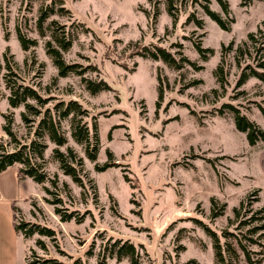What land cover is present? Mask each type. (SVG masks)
<instances>
[{
  "label": "rangeland",
  "instance_id": "1",
  "mask_svg": "<svg viewBox=\"0 0 264 264\" xmlns=\"http://www.w3.org/2000/svg\"><path fill=\"white\" fill-rule=\"evenodd\" d=\"M226 1L228 13L218 0H0V149L31 138L45 144L35 159L47 178L22 177L27 188L14 208L15 221L54 230L53 236L30 237L19 231L18 264L45 258H56L54 264H132L129 255L117 254L126 242L138 264H214L210 230L230 264H250L240 239L254 264H264V258L256 262L264 255V238L251 241L262 230L246 236V228L262 222L254 214L264 205V140L249 144L234 109L264 128L258 106L264 105V80L250 76L238 83L246 65L264 61V0ZM52 7L42 34L38 15ZM18 25L35 45L23 49ZM54 26L71 36L62 58L77 71L61 75L47 53L48 40L57 46ZM195 42L211 51H200ZM142 44L158 55L135 53ZM10 71L12 80L50 96L45 105L28 99L42 111L57 101L63 107L69 100L79 103V111L60 120L65 143L35 135L42 112L26 111L25 121L24 104L10 105L4 76ZM87 80L108 87L92 92ZM74 121L84 142L71 134ZM7 123L17 141L5 131ZM55 147L81 157V184L61 168ZM229 245L235 254L226 251Z\"/></svg>",
  "mask_w": 264,
  "mask_h": 264
},
{
  "label": "trees",
  "instance_id": "2",
  "mask_svg": "<svg viewBox=\"0 0 264 264\" xmlns=\"http://www.w3.org/2000/svg\"><path fill=\"white\" fill-rule=\"evenodd\" d=\"M220 4L222 5L225 13L229 12V5L226 0H218ZM173 4L170 3L169 10L172 9ZM205 11L208 15H210L213 19H215L221 27L224 29H228L229 25L227 24L226 20L221 16V14L213 9H211L207 4H203ZM59 10H65L63 6H59ZM55 11L54 7L48 8L47 10H42L40 15H38L37 18V26L40 29L41 33L44 34L43 29V21ZM67 11V9L65 10ZM198 23H200V19H197ZM201 24V23H200ZM17 36L21 42V45L23 49H28L30 46L35 45L37 40L35 38H31L26 35L23 28L20 27V25L17 26ZM52 37L57 43V46H53L51 41L48 40L46 42V50L49 55L53 58V62L56 64V66L59 68V73L61 75H66L69 71H77L75 69L74 64H67L62 58V50H65L70 47L71 45V36H66L62 30H60L58 27L54 26L52 27ZM248 37H253V33L249 32ZM196 47L200 51H211L210 48H203L199 42H195ZM158 53H162L166 58L170 59L169 62L173 61V59L170 57V54L168 51L164 49L161 45H157ZM264 48V45H262ZM239 50L241 48L239 47ZM135 53L139 54H150L152 56H157V51L151 49L149 46L141 45L139 48H135ZM5 60H6V69H9L10 66H12L10 57L5 54ZM178 67V66H177ZM8 71V70H7ZM218 71L222 72L220 75V80H224V72L219 65ZM6 72L5 76V83L6 86L9 88L10 93L8 95V100L10 105L12 106H18L19 104H24L25 110L21 111V116L23 120L28 121L29 118L26 114V111H28L31 114L40 115L42 112V115L38 118L36 128L34 130V133L37 137H41L45 133L49 136V138L54 141L56 144H63L66 142V136L64 132L61 129V123L60 120L67 117L71 112L76 113L79 108V103L76 100H69L66 101L67 104L63 107L62 101H57L54 103V105L50 108L48 106L45 107V109L42 111L40 108L36 107L34 104H31L28 102V99H34L36 103L40 105H45L49 99L50 96L43 95L38 89L33 87L29 84H24L22 82H16L15 80H12ZM12 73L14 71L12 70ZM250 76L258 77L259 79L264 80V61L260 62L259 65L254 66L251 64H248L245 66V68L242 70L239 82H244L247 78ZM87 86L89 89H91L92 92L97 91L98 89H103L105 87H108L106 83L103 81L93 82L91 80H87ZM261 112L264 114V105L261 103L258 104ZM236 110V116H235V124L236 127L239 130H242L246 133L247 140L249 144H255L258 140H264V128L259 126L254 120L249 119L245 114H242L239 112L237 108H234ZM77 122H72V130L71 134L78 142H84V137L82 130L80 126L76 125ZM5 131L12 137L14 141H17L16 134L12 131L9 124H4ZM45 144H43L40 140L37 138H31L27 143L18 145L17 147H14L13 149L9 150L6 149L1 144L0 149V171L4 170L10 165L19 163L17 167V172L19 174V177L28 176L31 177L36 182H43L47 176L46 174L41 170L40 164H38L37 160L35 159V156L42 157L43 155V148ZM96 145L93 146L91 150L88 152V156L90 159L95 160L96 158ZM54 156L58 159L60 162L61 168L64 170L65 173L70 174L72 178L77 181L79 184L82 183V178L80 176V167L82 165V159L81 157H78L74 151L69 148L68 154L65 152L60 151L57 147L54 148L53 152ZM21 164L23 166H21ZM98 167H103L99 166ZM214 201V200H213ZM242 203V202H241ZM57 211H60V209H56ZM235 215H238L239 208H234ZM256 214H254V219H262V222L250 227L246 228V236H249L248 232L250 233H257L258 230H262V232H258L257 238H252L251 241L256 242L259 241L258 239L264 238V205L260 206L255 210ZM68 214V215H67ZM67 214H64L65 216H62V219H65L69 217V212ZM217 214H214L215 216ZM79 219V217H78ZM250 220L246 219L243 221H240V225L247 224ZM15 229L17 230L18 234L19 231H22L23 234L26 237L32 236L34 233L43 234L47 236H53L54 230L50 228L49 226H46L44 224H41L39 222H30L27 220H22L20 222L15 221L14 223ZM210 230V228L208 227ZM212 235L214 236V249H215V257L216 261L214 264H230V261L227 259L226 255L224 254L222 250V246L219 243L218 236L216 233L212 230H210ZM251 239V238H250ZM40 241V240H38ZM115 244V242H114ZM239 245L245 252L246 257L249 260L250 264H254V261L250 257L249 249L246 247L245 243L242 242V240H239ZM124 248L120 246L118 248V257L120 258L123 255H129L131 257L132 264H138V257L137 253L135 251L134 246L130 242H126L122 245ZM227 252H231L233 254L236 253L235 248L232 245H229L226 247ZM264 258V255L260 257V259L256 260V262H260L261 259ZM56 258H45L43 259L39 264H54ZM28 264H36L35 260H31L28 262ZM74 264H79V261L76 260ZM81 264V263H80ZM99 264H104V260L100 261Z\"/></svg>",
  "mask_w": 264,
  "mask_h": 264
},
{
  "label": "crops",
  "instance_id": "3",
  "mask_svg": "<svg viewBox=\"0 0 264 264\" xmlns=\"http://www.w3.org/2000/svg\"><path fill=\"white\" fill-rule=\"evenodd\" d=\"M17 164L0 171V264H18V237L14 208L26 192Z\"/></svg>",
  "mask_w": 264,
  "mask_h": 264
}]
</instances>
